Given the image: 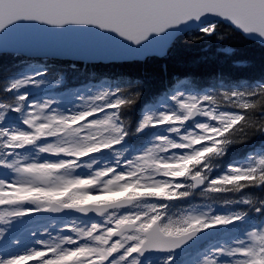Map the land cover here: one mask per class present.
<instances>
[{
    "label": "rangeland",
    "instance_id": "1",
    "mask_svg": "<svg viewBox=\"0 0 264 264\" xmlns=\"http://www.w3.org/2000/svg\"><path fill=\"white\" fill-rule=\"evenodd\" d=\"M210 27L211 24L203 28ZM35 74L36 71H30L18 80L20 92L30 93L48 85L41 78L29 79ZM35 83L38 84L31 86ZM102 89L99 88L94 94L79 93L68 99L65 105L58 103L54 96L44 95L39 99H32L26 109L24 125L7 121L11 118L8 111L0 112V132L6 144L14 151L12 161L16 165L14 170L0 178V264L26 261L27 264H98L96 261L99 253L105 254L104 264H134L137 261L133 248L141 239V228L130 231L123 239L115 238L113 241L109 239L112 226L117 225L126 214L139 219L147 216L138 215L137 208L126 211V214L118 213L111 218L92 221L89 224L77 219L64 222L42 221L39 215L45 204L42 196L17 197L26 190L42 194L47 192L45 190L51 189L50 191L56 195H61L67 187L76 190V185L82 181L85 183L79 186L80 194L98 197L105 191L124 188L127 182L135 179L126 178V175L131 173L138 174L139 183L145 187L163 185L165 178L160 174L166 170L161 169L162 165L180 158L174 154L166 156L163 149L173 144H184L185 141L198 138L210 131L211 126L205 118L211 111L210 108L201 107V115L204 118L197 121L194 128H189L187 133H183L182 123H178L181 113L177 108H171L164 100L158 111L151 109L147 111V114L154 115L153 122L159 124L161 128L152 143L137 154L136 161L119 165L117 160L119 155H115L114 159L104 160L102 167L92 169V165L98 160L96 157L80 162L76 160L75 155L88 151V147L98 149L105 146L103 141L106 138L112 139L116 136L115 132L109 131L106 126L108 123L112 124L110 111L94 119L89 118L95 98L103 93ZM181 102L190 106L194 102V96L187 94L180 99L179 103ZM165 119L169 121L166 123ZM171 120L177 123L171 124ZM175 127L178 128L176 129L178 138H167L169 135L165 132H171ZM28 139H32L36 146L23 149L22 145ZM262 160L264 155L257 154L255 161L252 155H249L244 162L246 167H250ZM145 162H153L152 169L145 166ZM106 163L112 167V171L106 177L99 178L100 173L110 169L109 166L104 167ZM241 166V162L235 161L225 175L238 173ZM156 172L159 173L155 174ZM42 175L50 176L48 185L39 182ZM211 215V212L194 209L185 221L197 216L210 218ZM100 223H104L105 227L98 229ZM262 239L264 222L251 226L242 235L230 241L202 251L201 257L195 259L193 264H254L257 257H264ZM122 241L126 242L125 248L112 257L106 255L112 244L117 246ZM41 251L46 253L36 257L35 255ZM140 264L164 263L154 258Z\"/></svg>",
    "mask_w": 264,
    "mask_h": 264
},
{
    "label": "trees",
    "instance_id": "2",
    "mask_svg": "<svg viewBox=\"0 0 264 264\" xmlns=\"http://www.w3.org/2000/svg\"><path fill=\"white\" fill-rule=\"evenodd\" d=\"M148 57L143 61L86 64L64 58L0 54V102L23 103V98L15 94V86L10 85L12 79L44 64L46 75L64 76L63 88L107 79L112 85L108 97L119 94V116L132 132L143 106L162 96L169 97L173 75L184 73L192 77L191 85L197 90L208 89L214 101L242 108L243 119L229 131L227 156L244 155L258 147L264 149L263 45L220 22L209 31L180 35L164 57ZM219 190H225L227 201L241 198L240 205L237 200L230 204L233 211L241 210L254 217H258L257 209L264 213V169L253 170L234 183H223Z\"/></svg>",
    "mask_w": 264,
    "mask_h": 264
},
{
    "label": "water",
    "instance_id": "3",
    "mask_svg": "<svg viewBox=\"0 0 264 264\" xmlns=\"http://www.w3.org/2000/svg\"><path fill=\"white\" fill-rule=\"evenodd\" d=\"M212 20L264 45V0H0V53L87 62L144 59L163 55L176 36ZM158 235L153 227L148 242Z\"/></svg>",
    "mask_w": 264,
    "mask_h": 264
},
{
    "label": "bare ground",
    "instance_id": "4",
    "mask_svg": "<svg viewBox=\"0 0 264 264\" xmlns=\"http://www.w3.org/2000/svg\"><path fill=\"white\" fill-rule=\"evenodd\" d=\"M150 55H154V54H150ZM150 55H148V56H150ZM148 56H146V57H148ZM157 56V55H156Z\"/></svg>",
    "mask_w": 264,
    "mask_h": 264
}]
</instances>
